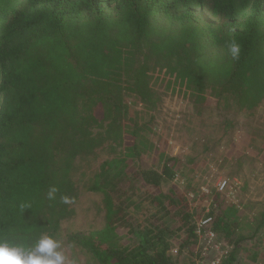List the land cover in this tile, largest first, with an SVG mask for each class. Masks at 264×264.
<instances>
[{
	"label": "trees",
	"instance_id": "obj_1",
	"mask_svg": "<svg viewBox=\"0 0 264 264\" xmlns=\"http://www.w3.org/2000/svg\"><path fill=\"white\" fill-rule=\"evenodd\" d=\"M231 39L241 46L238 60L226 47ZM162 83L174 94L261 106L264 0H0V237L56 236L68 215L59 196L74 195L76 160L110 140L123 152L88 184L103 197L105 226L68 243L99 264L171 263L164 233L153 238L130 217L134 175L149 186L151 204L197 239L188 198L162 190L177 178L178 159L161 156L160 170L142 165L154 147L127 100L153 107L151 88ZM52 185L60 189L55 202L46 199ZM22 203L31 208L22 212ZM218 207L204 217L232 237L239 211Z\"/></svg>",
	"mask_w": 264,
	"mask_h": 264
},
{
	"label": "rangeland",
	"instance_id": "obj_2",
	"mask_svg": "<svg viewBox=\"0 0 264 264\" xmlns=\"http://www.w3.org/2000/svg\"><path fill=\"white\" fill-rule=\"evenodd\" d=\"M209 19L213 20L210 16ZM151 93L156 100L153 107L147 100L127 95L135 106L139 124L147 125L145 135L154 147L142 165L160 170L161 156L178 159L177 178L165 183L162 190L168 193L174 189L179 196H186L196 222L216 206L219 212L218 204L236 205L240 220L232 237L216 232L221 250H210L204 256L199 239L189 238L177 218L151 204L149 186L134 175V200L129 210L132 221L153 238L164 233L170 264H212L217 258L221 264L255 263L263 257L264 103L256 109H241L230 98H217L210 92L205 99H197L190 91L174 94L163 83L154 84ZM133 126L134 123L129 125L132 132ZM113 146L112 141L106 140L101 148L75 162L73 203L67 205L68 215L61 221L56 236L68 258H75L78 264H99L89 251L68 243L67 238L104 228L103 197L90 192L88 184L105 160L123 152L121 148L114 152ZM223 182L227 185L221 192ZM126 243L133 245L129 240Z\"/></svg>",
	"mask_w": 264,
	"mask_h": 264
},
{
	"label": "clouds",
	"instance_id": "obj_3",
	"mask_svg": "<svg viewBox=\"0 0 264 264\" xmlns=\"http://www.w3.org/2000/svg\"><path fill=\"white\" fill-rule=\"evenodd\" d=\"M226 47L234 60L240 58L241 46L235 39L228 40ZM60 189L52 185L48 188L46 199L57 201ZM60 203L70 205L73 198L68 195L59 196ZM30 203H22L20 210L30 209ZM0 264H78L75 258L71 260L64 252L62 241L52 234L42 233L28 242L10 241L0 237Z\"/></svg>",
	"mask_w": 264,
	"mask_h": 264
},
{
	"label": "built area",
	"instance_id": "obj_4",
	"mask_svg": "<svg viewBox=\"0 0 264 264\" xmlns=\"http://www.w3.org/2000/svg\"><path fill=\"white\" fill-rule=\"evenodd\" d=\"M227 183L223 182L222 186L220 188V191L222 192L226 188ZM213 217L208 216L204 217L197 223V229H196V235L199 239L200 248L202 255H207L210 250H214L216 252H219L222 247V243L218 241L217 233L213 231ZM262 243L260 248V253L263 256L259 261L253 263V264H264V234H262ZM222 260L220 258L215 259L212 264H221ZM235 264V263H234ZM239 264V263H236Z\"/></svg>",
	"mask_w": 264,
	"mask_h": 264
}]
</instances>
